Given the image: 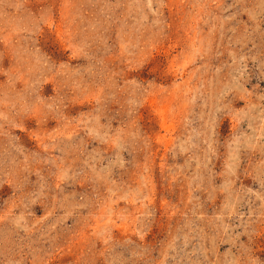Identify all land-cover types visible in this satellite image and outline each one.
Instances as JSON below:
<instances>
[{"label":"rangeland","instance_id":"obj_1","mask_svg":"<svg viewBox=\"0 0 264 264\" xmlns=\"http://www.w3.org/2000/svg\"><path fill=\"white\" fill-rule=\"evenodd\" d=\"M0 264H264V0H0Z\"/></svg>","mask_w":264,"mask_h":264}]
</instances>
